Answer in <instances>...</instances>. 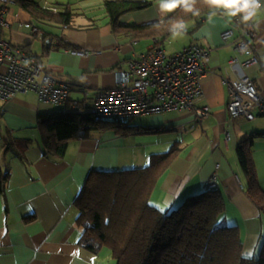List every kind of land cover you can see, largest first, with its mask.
Segmentation results:
<instances>
[{
	"label": "crops",
	"instance_id": "0c3cea01",
	"mask_svg": "<svg viewBox=\"0 0 264 264\" xmlns=\"http://www.w3.org/2000/svg\"><path fill=\"white\" fill-rule=\"evenodd\" d=\"M32 1L37 8L55 7L56 11L41 13L35 6L31 10L12 0L2 37L69 82L76 100L91 102L98 90L113 87L115 71L126 69L130 59L147 52L154 38L136 37L135 30H115L105 7L108 1L145 0ZM148 1L149 7L124 13L119 24L161 21L180 7L161 13L158 0ZM260 3L247 22L242 20L244 12L235 16L224 12L210 16L200 27L195 21L188 22L181 37L173 39L170 34L161 41L169 55L181 51L186 43L212 49L211 72L202 79L204 94L199 103L211 110L203 120L177 111L140 116L148 119L142 126L162 131L129 136L112 129L93 131L89 138L71 142L65 156L56 157L44 154L39 120L74 111L70 104L44 103L35 92L0 100V264H115L108 251L97 255L80 245L82 229L77 224L75 201L92 171L146 167L155 155L173 146L180 153L158 182L151 202L163 210L176 209L188 196L206 190V183L216 174L228 202L229 221L241 228L244 255H257L264 241V217L246 194L248 181L242 175L237 148L244 139L254 140L252 156L264 188V113L255 111L253 120L231 119L227 104L232 92L225 79L235 82L250 77L264 97V0ZM32 26L44 35L36 36ZM226 30L234 34L223 40ZM240 41L250 45V53L235 50ZM234 57L238 64L231 63ZM251 57L258 62L243 67L242 62ZM23 139L32 141L29 149L19 143Z\"/></svg>",
	"mask_w": 264,
	"mask_h": 264
},
{
	"label": "trees",
	"instance_id": "16d2710c",
	"mask_svg": "<svg viewBox=\"0 0 264 264\" xmlns=\"http://www.w3.org/2000/svg\"><path fill=\"white\" fill-rule=\"evenodd\" d=\"M19 1L31 10L35 6L41 13L51 11L37 8L32 0ZM150 5L148 0L105 3L115 30H135L136 37L158 36L162 41L177 21H195L200 27L210 16L227 12L222 6L195 0L194 12H186L180 6L161 21L140 26L119 24L124 13ZM39 127L44 154L56 157L65 156L71 142L89 138L93 131L112 129L121 136L162 131L122 120H96L85 110L41 116ZM19 143L24 149L32 146L30 139ZM253 145L252 138L244 139L237 154L248 180L246 194L264 217V188L252 156ZM179 153L180 149L173 146L167 153L155 155L146 167L92 171L75 201L77 224L82 229L80 245L97 255L108 251L115 264H264V242L258 256L244 255L241 228L229 221L228 202L220 189L206 188L188 196L173 210L151 203L158 182Z\"/></svg>",
	"mask_w": 264,
	"mask_h": 264
},
{
	"label": "built area",
	"instance_id": "2783aa9c",
	"mask_svg": "<svg viewBox=\"0 0 264 264\" xmlns=\"http://www.w3.org/2000/svg\"><path fill=\"white\" fill-rule=\"evenodd\" d=\"M12 0H0V100L8 101L16 95L35 92L38 98L48 104L68 105L74 111H89L96 120H120L139 116L162 114L169 111L192 113L203 120L210 114L209 106L200 107L203 97L202 79L211 72L212 49L197 43H186L174 54H166L161 46V38L154 37L149 50L128 61L126 69L115 71L113 87L97 91L93 99L87 101L72 98L73 86L42 66L39 60L24 48L13 45L2 37L7 26L8 4ZM44 7V6H43ZM45 9L56 11L55 7ZM28 26V25H27ZM36 36L44 33L32 26ZM232 30L222 33L223 40L233 36ZM251 35L256 33L252 29ZM238 53H250V45L244 41L234 45ZM74 53L88 54L87 51ZM237 57L232 64H238ZM258 62L251 57L242 62L248 67ZM232 99L227 104L231 119L255 118L254 112L264 113V97L254 81L242 76L233 82L225 79ZM87 95V93L85 92ZM206 188L219 189L216 174L208 180Z\"/></svg>",
	"mask_w": 264,
	"mask_h": 264
},
{
	"label": "clouds",
	"instance_id": "9594fccd",
	"mask_svg": "<svg viewBox=\"0 0 264 264\" xmlns=\"http://www.w3.org/2000/svg\"><path fill=\"white\" fill-rule=\"evenodd\" d=\"M210 6H222L227 10V15L235 16L240 12L244 22L249 21L255 15V9L260 8V0H205ZM195 0H158L159 10L161 13L171 12L178 6H183L184 11L194 12L193 5ZM198 14V13H197ZM187 29L183 21H177L169 29L173 39L181 37Z\"/></svg>",
	"mask_w": 264,
	"mask_h": 264
},
{
	"label": "rangeland",
	"instance_id": "374dc122",
	"mask_svg": "<svg viewBox=\"0 0 264 264\" xmlns=\"http://www.w3.org/2000/svg\"><path fill=\"white\" fill-rule=\"evenodd\" d=\"M123 122H131V123H133V124H138V125H142L144 122L146 123L147 121H148V119L147 118H142V117H133V118H123V119H121ZM164 134V133H163ZM163 134H161V135H163ZM241 172H242V175H243V177L245 178V179H247V177L245 176V174H244V172H243V170H242V168H241ZM248 181V180H247ZM201 190V189H200ZM199 191V190H198ZM198 191H196V193H199ZM195 193V194H196ZM153 205H154V203L153 202H151ZM178 205H180V204H178ZM264 242V241H263ZM263 244V243H262ZM262 246V245H261ZM260 249H261V247H260ZM105 252H107V251H105ZM259 253H260V250H259V252L257 253V255L256 256H258L259 255Z\"/></svg>",
	"mask_w": 264,
	"mask_h": 264
}]
</instances>
